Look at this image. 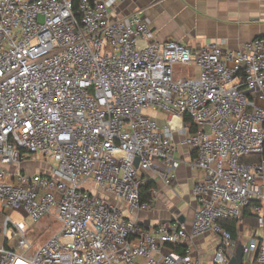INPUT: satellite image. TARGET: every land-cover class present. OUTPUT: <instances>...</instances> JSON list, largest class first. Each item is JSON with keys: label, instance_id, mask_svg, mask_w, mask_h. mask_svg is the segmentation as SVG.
I'll return each instance as SVG.
<instances>
[{"label": "built area", "instance_id": "obj_1", "mask_svg": "<svg viewBox=\"0 0 264 264\" xmlns=\"http://www.w3.org/2000/svg\"><path fill=\"white\" fill-rule=\"evenodd\" d=\"M118 1L0 0V264H200L191 245L206 234L212 263L229 264L238 243L222 224L251 204L263 225L264 160L242 159L263 153L264 37L237 51L159 43L141 13L113 18ZM174 133L204 173L197 208L189 228L145 229L144 174L171 186ZM46 217L59 230L32 252ZM243 255L264 264L261 240Z\"/></svg>", "mask_w": 264, "mask_h": 264}, {"label": "crops", "instance_id": "obj_2", "mask_svg": "<svg viewBox=\"0 0 264 264\" xmlns=\"http://www.w3.org/2000/svg\"><path fill=\"white\" fill-rule=\"evenodd\" d=\"M135 12L142 14L156 42L174 41L193 50L223 42L226 49L237 51L247 42L264 37V0H119L112 14L115 19H123ZM157 122L164 126L166 121ZM181 142L182 136L174 133L175 180L171 186L164 185L153 170L144 174L156 190L151 209L134 218L145 229L161 223L189 228L192 222L197 208L192 187L204 179V173L192 167L195 153ZM155 168H161V164L158 162ZM248 237L261 240L262 228L252 231L240 220L236 242L243 246ZM217 243L211 234L196 239L191 245L192 257L200 264H213ZM253 258L248 256L244 264H252Z\"/></svg>", "mask_w": 264, "mask_h": 264}, {"label": "trees", "instance_id": "obj_3", "mask_svg": "<svg viewBox=\"0 0 264 264\" xmlns=\"http://www.w3.org/2000/svg\"><path fill=\"white\" fill-rule=\"evenodd\" d=\"M78 0H72V5L74 8V11H76V6H77ZM75 14V12H74ZM183 124L187 128V131L189 134H192L195 132V128L193 127L192 121L188 117L183 118ZM262 160H264V147H263V153L261 156L258 157H246L242 159V162H249V163H260ZM152 189H155V185L153 182L147 181L145 185L141 188L140 190V197L142 201H148L151 198V193L150 191ZM244 223V225H248L249 227H258L257 223V218L255 215H253L251 211V204L248 205L246 208L243 209L242 211V216L239 220H231L228 222H225L222 224L224 228H226L230 233L232 234V238L236 241L237 239V225L239 221ZM262 239L261 242L264 245V219H263V225H262ZM176 252L180 255L183 254V248L177 247ZM252 264H258L257 260L254 259Z\"/></svg>", "mask_w": 264, "mask_h": 264}, {"label": "rangeland", "instance_id": "obj_4", "mask_svg": "<svg viewBox=\"0 0 264 264\" xmlns=\"http://www.w3.org/2000/svg\"><path fill=\"white\" fill-rule=\"evenodd\" d=\"M185 72H188V71L179 70L177 76L180 78L186 74ZM188 74H190V75L194 74L195 75L194 69H190ZM145 114L152 117L156 121L163 120L165 122L167 119L165 117V114H163L159 111L150 110V111H146ZM36 159L40 160L41 158L38 157ZM39 163L40 162H38V164ZM48 164L51 165L52 163L50 161H48ZM32 170L38 171L35 164H33ZM0 209H2V208L0 207ZM13 219L14 220H20L21 218L18 215H14ZM30 227H31V230L29 231V235H28L29 237L28 238L31 239V241H32V252L35 250V248H37L38 246L43 244L46 240H48L52 235H54L59 230V225L56 223H53L51 217H46L42 221H40L39 223L31 225ZM258 228H259V226H258ZM258 228L249 227V229L252 231L256 230ZM257 233L260 235L259 231ZM244 240H249V237L245 238Z\"/></svg>", "mask_w": 264, "mask_h": 264}, {"label": "water", "instance_id": "obj_5", "mask_svg": "<svg viewBox=\"0 0 264 264\" xmlns=\"http://www.w3.org/2000/svg\"><path fill=\"white\" fill-rule=\"evenodd\" d=\"M135 165L137 166V160L135 161ZM229 264H244V255H243V246L238 245L235 255L230 259Z\"/></svg>", "mask_w": 264, "mask_h": 264}, {"label": "bare ground", "instance_id": "obj_6", "mask_svg": "<svg viewBox=\"0 0 264 264\" xmlns=\"http://www.w3.org/2000/svg\"><path fill=\"white\" fill-rule=\"evenodd\" d=\"M177 123H179V122H178V119H177V118H174V119L172 120V126H174V127L179 126V124H177Z\"/></svg>", "mask_w": 264, "mask_h": 264}]
</instances>
